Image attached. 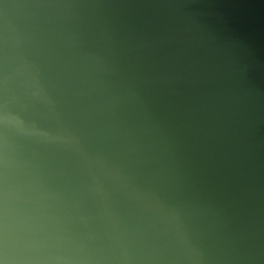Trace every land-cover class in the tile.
I'll return each instance as SVG.
<instances>
[{
	"label": "water",
	"instance_id": "water-1",
	"mask_svg": "<svg viewBox=\"0 0 264 264\" xmlns=\"http://www.w3.org/2000/svg\"><path fill=\"white\" fill-rule=\"evenodd\" d=\"M0 264H264V0H0Z\"/></svg>",
	"mask_w": 264,
	"mask_h": 264
}]
</instances>
